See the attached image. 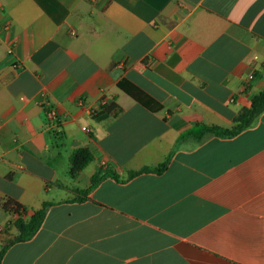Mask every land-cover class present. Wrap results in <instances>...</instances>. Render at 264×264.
Segmentation results:
<instances>
[{
	"label": "crops",
	"instance_id": "1",
	"mask_svg": "<svg viewBox=\"0 0 264 264\" xmlns=\"http://www.w3.org/2000/svg\"><path fill=\"white\" fill-rule=\"evenodd\" d=\"M263 89L264 0H0V199L25 220L51 203L0 264H264V112L204 131ZM102 101L121 112L94 120ZM81 148L94 159L72 176ZM17 218L0 206V253Z\"/></svg>",
	"mask_w": 264,
	"mask_h": 264
},
{
	"label": "trees",
	"instance_id": "2",
	"mask_svg": "<svg viewBox=\"0 0 264 264\" xmlns=\"http://www.w3.org/2000/svg\"><path fill=\"white\" fill-rule=\"evenodd\" d=\"M118 88L127 93L133 99H135L140 105L150 111H159L161 105L147 95L144 91L133 85L127 80H122L118 84ZM121 112L114 103L101 106L100 111L93 115L94 120L101 121L111 116H116ZM264 112V89L258 94L252 101L251 107L244 109L241 114L235 119V125L231 129H221L214 126H204L205 133L214 134L220 137H234L250 128L256 121V119ZM94 159L93 153L87 148L77 149L73 152L70 158L71 162V175L76 176L83 171ZM168 169V161L155 168H144L140 171L134 172L130 177L138 176L142 173H156L162 174ZM113 177L119 179L115 172L112 170L104 173L102 171L94 174L91 178V186L85 190L84 193L90 192L98 183H100L105 177ZM0 206L5 212L17 215L18 218L15 222L16 228L20 234L15 238L13 242L5 246L0 253V263L4 258L9 246L14 242L28 241L35 236V234L41 228L43 221L46 217L47 211L51 206V203H44L43 207L34 213L28 220L24 219L26 209L21 204L13 199H0Z\"/></svg>",
	"mask_w": 264,
	"mask_h": 264
},
{
	"label": "built area",
	"instance_id": "3",
	"mask_svg": "<svg viewBox=\"0 0 264 264\" xmlns=\"http://www.w3.org/2000/svg\"><path fill=\"white\" fill-rule=\"evenodd\" d=\"M254 79V74H250L248 77V81L251 82ZM108 103L106 101H102L101 106H105ZM47 118H48V126L52 133L60 134L62 130V124L57 111L53 108H47L46 110ZM87 131V129H84Z\"/></svg>",
	"mask_w": 264,
	"mask_h": 264
}]
</instances>
